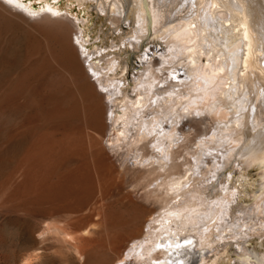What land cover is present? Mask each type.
Here are the masks:
<instances>
[{"label":"bare ground","instance_id":"obj_1","mask_svg":"<svg viewBox=\"0 0 264 264\" xmlns=\"http://www.w3.org/2000/svg\"><path fill=\"white\" fill-rule=\"evenodd\" d=\"M5 1L13 10L1 1L0 21L21 28L32 23L16 12L15 9L21 7L19 0ZM89 1H96L98 10L107 14L126 13V20L134 31L120 39L122 43L135 41L137 45L138 39L143 38L151 43L160 40L163 46L155 67L147 64L134 78L131 95L121 86L125 69L118 65L114 56L103 59V66L91 63L97 83L106 95L92 91L95 84H91L89 77L77 78L80 91L91 101L89 108L95 133L101 140L104 136L107 138L108 150L121 160L129 158L139 164L146 161L144 168L150 167L145 168L147 175L157 173L156 179L164 178L155 189L145 191L141 203H133L130 197L122 201L129 215L127 218L105 215L94 222L90 217L77 235L75 230L71 231L72 235L67 230L61 231L63 226L57 227L59 225L55 226L53 221V231L62 235V239L71 236L78 243V239H87L91 234L115 230L117 235L111 239L108 255L102 256L99 264H203L205 256L207 259L219 257L223 240L231 238L230 233L232 237L240 236L243 227L240 220L245 224L250 220L256 222L257 216L264 212V0ZM45 9L50 10L48 6ZM29 13L39 14L35 10ZM40 23L51 27L65 46L68 60H75L77 49L72 43L69 25L49 17L42 18ZM2 48L0 46V56L4 52ZM0 63L7 64L2 56ZM178 70L186 77L181 89H177L181 83L165 86L167 80H177ZM158 84L165 87L159 89ZM104 99L111 109L109 124H104L107 109ZM202 109L213 116V131L209 136V132L204 134L205 139L197 143L198 152L191 153L194 154L193 163L177 164L173 160V148H179L178 121L184 113ZM147 140L152 154L138 155L143 152V147L139 146ZM219 147L222 149H217ZM212 150L219 151V156H215L212 166L199 172L204 154ZM183 165H187L184 178L180 172ZM233 165L244 170L255 168L259 186L250 205L235 207L237 215L232 214L230 206L237 190L226 184L229 177L223 175L224 168ZM173 175L177 178L171 179ZM244 182L243 179L241 183ZM54 183L60 185L62 182ZM194 183L196 186L188 189ZM158 189L163 192L159 197L155 194ZM59 190L53 186V197ZM177 195H181L180 200L175 206H168L169 200ZM159 201L164 202L162 207H156ZM162 208L166 210L152 216ZM260 221L263 226L264 221ZM143 227H147L146 232ZM241 245L242 242L240 247L245 252L239 258L242 264L250 257L255 264H264V253L253 257ZM84 256L87 262L91 260L90 254Z\"/></svg>","mask_w":264,"mask_h":264},{"label":"rangeland","instance_id":"obj_2","mask_svg":"<svg viewBox=\"0 0 264 264\" xmlns=\"http://www.w3.org/2000/svg\"><path fill=\"white\" fill-rule=\"evenodd\" d=\"M1 1L8 6L5 0ZM19 4L21 7L18 6L16 12L32 23L21 28L0 21V46L4 51L1 56L7 62L6 65L0 63V264H99L102 256L108 255L110 242L117 232H97L75 243L70 238L71 231H77L76 235L80 233L90 217L93 221L116 214L120 219L127 218L129 215L122 201L130 197L133 203H141L145 191L155 189L164 176L157 179V173L149 176L144 168L146 161L132 163L128 158L127 162L108 150L107 138L104 136L101 140L95 133L89 108L91 101L80 91L77 77H89L91 84H95L92 91L106 95L97 83L91 63L103 66V59L114 56L118 65L125 69L121 86L131 95L134 78L147 64L155 67L163 46L160 40L151 43L143 38L138 39L137 45L135 41L122 43L120 39L134 31L126 20V13L101 12L96 1L19 0ZM47 6L50 10H44ZM27 8L29 11H25ZM32 10L39 14L29 13ZM44 17L69 25L72 43L77 49L75 60H68L65 46L51 27L40 23ZM2 35L6 37L3 39ZM169 80L165 86L181 83L177 87L181 89L186 77L178 70L177 80ZM165 86L158 84L159 89ZM103 102L107 104L104 124H109L110 105L106 99ZM203 111L186 112L179 118L176 126L179 148H173L175 163H193L194 154L191 153L198 152L197 143L205 139L204 134L212 133L213 116ZM147 142L139 146L143 147V152L138 155L152 154ZM105 152L107 156L103 155ZM210 153L202 156L199 172L212 166L215 156H219V151ZM186 166L180 167L183 178L187 177ZM233 167L224 168L223 175L229 177L226 184L237 190L235 201L230 204L232 214L237 215L235 207L250 205L259 186L255 168ZM243 179L245 182L241 183ZM53 181H60L62 185ZM53 186L61 189L58 196L53 197ZM194 186L196 183L190 184L188 189ZM155 194L159 197L163 192L158 189ZM180 198L181 195L175 196L168 206H175ZM155 205L162 207L164 202ZM165 210L162 208L152 216ZM261 214L256 222L250 220L245 224L240 220L243 223L240 236L232 237L230 233L231 238L223 240L219 257L207 259L205 256L203 264H242L239 258L245 252H242L241 242L247 253L261 256L264 224L260 226V220L264 221V212ZM53 221L55 226H63L61 231L70 232V237L62 239V235L55 233ZM80 224H84L83 227ZM142 230L146 232L147 227ZM79 249L81 251L77 252ZM83 253L90 254L91 260L87 262ZM246 264H255L253 258L250 257Z\"/></svg>","mask_w":264,"mask_h":264},{"label":"snow or ice","instance_id":"obj_3","mask_svg":"<svg viewBox=\"0 0 264 264\" xmlns=\"http://www.w3.org/2000/svg\"><path fill=\"white\" fill-rule=\"evenodd\" d=\"M183 243L191 244L192 242L191 241H184Z\"/></svg>","mask_w":264,"mask_h":264}]
</instances>
